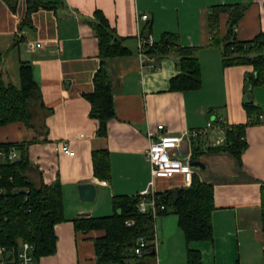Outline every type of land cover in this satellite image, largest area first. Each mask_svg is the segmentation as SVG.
I'll return each instance as SVG.
<instances>
[{
	"label": "crops",
	"instance_id": "0c3cea01",
	"mask_svg": "<svg viewBox=\"0 0 264 264\" xmlns=\"http://www.w3.org/2000/svg\"><path fill=\"white\" fill-rule=\"evenodd\" d=\"M41 1L52 8H38L25 24L26 0H16L14 11L0 0V79L19 87V68L30 65L48 111L33 113V123L42 124V129L22 123L1 126L0 144L28 143L34 181L45 185L58 182L62 191L64 221L54 227L56 252L38 264H97L93 241L104 231L77 232L74 220L111 215L112 199L117 196L181 187L180 177L155 180L149 187L152 175L145 160L148 134L158 136L156 128L163 125L167 135L180 136L203 129L217 118L229 126L245 125L248 115L243 103L247 101L259 108L263 120L246 126L247 146L239 163L227 153L208 150L219 147L224 139V132L215 127L201 140H184L178 158L193 161L190 156L197 149L194 161L201 162L203 168H195L194 176L213 187V238L189 245L200 253L201 264H264L260 200L264 85L245 90V77L253 72L252 66L223 68L221 48L211 45L208 23L211 7L245 5L235 36L238 41H251L264 32V0ZM96 13L105 17L127 50L126 55L105 61L114 107L105 137L97 135L98 122L90 118V104L84 98L92 93V78L99 68L98 41L91 25ZM142 15L147 16L146 21L138 20ZM217 18L221 41L230 17L221 12ZM148 36L156 47L166 37H172L175 45L163 53L139 56L138 41ZM178 48L196 52L201 75L197 90L170 89V80L180 73ZM262 54L264 57V46ZM62 145L74 155L62 153ZM101 151L107 154L110 166L107 181L93 174L92 156ZM85 183L96 187L92 202L79 200L78 186ZM160 230L161 240L156 230L157 264H188L186 244L177 251L170 248L177 232L167 233L165 220Z\"/></svg>",
	"mask_w": 264,
	"mask_h": 264
},
{
	"label": "trees",
	"instance_id": "16d2710c",
	"mask_svg": "<svg viewBox=\"0 0 264 264\" xmlns=\"http://www.w3.org/2000/svg\"><path fill=\"white\" fill-rule=\"evenodd\" d=\"M14 11L16 0H5ZM27 9L24 23L38 8H52L41 0H26ZM246 10L245 5L211 7L208 15L211 45L221 48L223 68L233 66H252L253 72L245 77V90L264 85V32L251 41H238L235 30L238 20ZM226 12L230 17L226 35L223 40L218 36V16ZM96 22L92 28L98 41L99 68L92 82L93 91L84 95L90 104L89 116L97 120L99 137L107 135V123L114 118L112 84L105 68L107 58L122 57L127 50L122 46L119 37L110 27L108 21L96 13ZM172 37H166L159 47L154 44L147 53H163L174 46ZM180 73L170 80L173 91L197 90L201 87V75L198 58L193 49L178 48ZM19 87L5 84L0 79V127L12 123H22L27 128L42 129V124L35 126L33 113L40 109L48 112L42 101L41 92L32 77L31 67L21 64L19 68ZM243 108L248 115L245 125L224 128V139L217 148L208 149L231 155L239 163L246 149L244 131L246 126L255 123L259 108L252 102H244ZM36 141V139L34 140ZM26 144H0V151L5 155L16 151L13 161L0 157V248L16 251L21 243L32 248L31 255L36 264L38 261L56 252L57 237L54 232L56 224L63 222V199L58 182L45 185L41 180L34 181L35 171L29 161ZM197 149L192 151L190 159H197ZM93 174L96 178L107 181L110 166L107 154L94 152ZM141 196H117L112 199L113 213L106 217H82L73 221L75 231L88 232L102 230L104 235L93 241L97 264H153L155 253L152 245L147 247V254L137 258L133 249L139 237H145L150 244L152 240L153 220L149 213L138 210ZM146 196L145 199H149ZM156 205H163L165 210L159 216L172 213L177 217L187 246L188 264H201V255L189 247L192 242L210 241L213 238L211 215L214 210L213 187L193 176L190 187H176L161 193H153ZM262 230L264 232V185L260 190ZM133 222L127 226L125 222ZM15 264V263H9Z\"/></svg>",
	"mask_w": 264,
	"mask_h": 264
},
{
	"label": "built area",
	"instance_id": "2783aa9c",
	"mask_svg": "<svg viewBox=\"0 0 264 264\" xmlns=\"http://www.w3.org/2000/svg\"><path fill=\"white\" fill-rule=\"evenodd\" d=\"M138 20L146 21L147 16H139ZM153 45L154 42L149 36L146 37V39H139L137 47L139 56H144L147 53L148 48ZM35 46L36 48H40L41 45L36 44ZM257 120L261 121L263 120V117L259 115ZM226 126L227 124L222 118H217L209 120L203 129L186 131L180 136L167 135L163 125L157 126L156 132L158 136L155 137V133L148 134L150 141L145 152V160L150 166V173L152 175L149 187H153L155 180H172L176 177H180L181 187H190L195 168L190 166L189 163L191 161L178 158L182 142L184 140L192 142L195 140H201L206 136L208 130L215 127L224 131ZM222 142L223 139L220 140V143ZM59 150L68 156L74 155V152L71 151L67 145H62ZM5 156H7L8 160L13 161L17 158V153L16 151L11 150L10 153L5 155L0 151V157L4 158ZM103 184L106 183L103 182ZM139 196L143 197L140 199L138 204L139 212L142 214L149 213L153 220L152 240L150 244L147 242L145 237H139L136 241V246L133 249V255L141 259V257L147 254V247H149V245L153 246L152 252H156L157 235L155 223L157 217L165 210V208L163 205H156V201L153 198V192L151 193L146 190ZM146 196H150V198L145 199ZM125 224L127 226H132L133 222L127 221ZM31 250V246L29 244L27 245V243H21L16 251H6L4 248H0V264H36L33 256L31 255Z\"/></svg>",
	"mask_w": 264,
	"mask_h": 264
},
{
	"label": "rangeland",
	"instance_id": "374dc122",
	"mask_svg": "<svg viewBox=\"0 0 264 264\" xmlns=\"http://www.w3.org/2000/svg\"><path fill=\"white\" fill-rule=\"evenodd\" d=\"M245 100H247L245 98ZM165 220L166 221V230H167V233H173V232H177L173 237H172V240L170 242V248L172 250H179V249H182L184 246H185V241H184V237H183V234L182 232L180 231V229L178 228L177 226V217L172 214V213H167L166 215L164 216H158L157 219H156V230H157V233H158V237L159 239L161 240V222ZM174 221V222H173ZM166 233V234H167ZM157 255H155V259H154V262L153 264H157Z\"/></svg>",
	"mask_w": 264,
	"mask_h": 264
},
{
	"label": "water",
	"instance_id": "95a60500",
	"mask_svg": "<svg viewBox=\"0 0 264 264\" xmlns=\"http://www.w3.org/2000/svg\"><path fill=\"white\" fill-rule=\"evenodd\" d=\"M190 166L193 168H203L199 161H191ZM78 195L81 202H92L96 196V187L92 184L85 183L78 186Z\"/></svg>",
	"mask_w": 264,
	"mask_h": 264
}]
</instances>
